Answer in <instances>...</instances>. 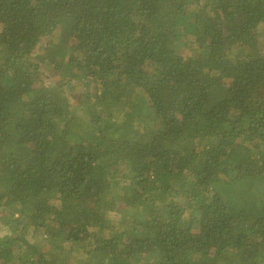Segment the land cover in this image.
I'll list each match as a JSON object with an SVG mask.
<instances>
[{"label":"trees","instance_id":"obj_1","mask_svg":"<svg viewBox=\"0 0 264 264\" xmlns=\"http://www.w3.org/2000/svg\"><path fill=\"white\" fill-rule=\"evenodd\" d=\"M0 264H264V0H0Z\"/></svg>","mask_w":264,"mask_h":264},{"label":"rangeland","instance_id":"obj_2","mask_svg":"<svg viewBox=\"0 0 264 264\" xmlns=\"http://www.w3.org/2000/svg\"><path fill=\"white\" fill-rule=\"evenodd\" d=\"M218 81L220 82V79H218ZM19 237L22 238L23 236L20 235Z\"/></svg>","mask_w":264,"mask_h":264}]
</instances>
